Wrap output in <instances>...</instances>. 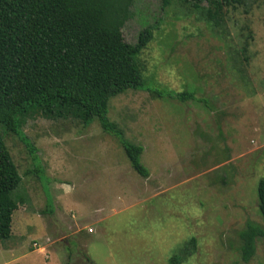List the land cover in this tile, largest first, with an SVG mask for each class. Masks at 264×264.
<instances>
[{"label": "rangeland", "instance_id": "obj_1", "mask_svg": "<svg viewBox=\"0 0 264 264\" xmlns=\"http://www.w3.org/2000/svg\"><path fill=\"white\" fill-rule=\"evenodd\" d=\"M163 1L130 6L121 39L150 38L138 56L146 90L111 99L108 114L150 176L97 120L86 127L61 104L30 110L21 126L35 161L0 128L22 178L0 264H264V237L250 262L238 251L249 222L264 230V0Z\"/></svg>", "mask_w": 264, "mask_h": 264}, {"label": "trees", "instance_id": "obj_2", "mask_svg": "<svg viewBox=\"0 0 264 264\" xmlns=\"http://www.w3.org/2000/svg\"><path fill=\"white\" fill-rule=\"evenodd\" d=\"M132 3L0 0V128L18 137L33 161L36 150L22 131L21 118L34 108L61 104L86 127L97 120L119 142L137 174L144 179L150 176L141 163L143 147L125 140L108 117L111 99L129 90H146L138 56L150 38L143 30L137 45L130 46L120 33ZM176 97L185 102L195 93ZM28 173L40 177L39 171ZM21 181L0 131V241L12 237V218L19 208L14 194ZM258 198L264 221V180ZM262 237L263 228L253 222L240 232L238 251L243 262L251 261ZM196 244V239L190 242L193 248ZM169 263L184 264L183 256L175 255Z\"/></svg>", "mask_w": 264, "mask_h": 264}, {"label": "crops", "instance_id": "obj_3", "mask_svg": "<svg viewBox=\"0 0 264 264\" xmlns=\"http://www.w3.org/2000/svg\"><path fill=\"white\" fill-rule=\"evenodd\" d=\"M68 190V189H67ZM69 191H70V189H69ZM91 234V233H90ZM47 242H49V241H47ZM36 244V243H35ZM34 250H42L43 249V246L42 247H39L37 244H36V246H34ZM9 249H11V247H9ZM45 249V248H44ZM34 250L33 251H31L30 252V254H34ZM23 256H26L25 254H23ZM45 256H47L46 254H45Z\"/></svg>", "mask_w": 264, "mask_h": 264}, {"label": "built area", "instance_id": "obj_4", "mask_svg": "<svg viewBox=\"0 0 264 264\" xmlns=\"http://www.w3.org/2000/svg\"><path fill=\"white\" fill-rule=\"evenodd\" d=\"M34 246H36V244H34Z\"/></svg>", "mask_w": 264, "mask_h": 264}]
</instances>
